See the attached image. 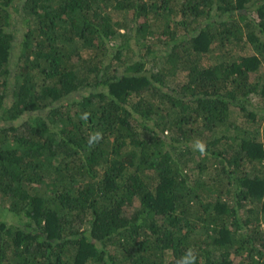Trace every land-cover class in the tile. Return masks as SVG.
I'll use <instances>...</instances> for the list:
<instances>
[{
	"label": "trees",
	"instance_id": "trees-1",
	"mask_svg": "<svg viewBox=\"0 0 264 264\" xmlns=\"http://www.w3.org/2000/svg\"><path fill=\"white\" fill-rule=\"evenodd\" d=\"M16 1L0 264H264V0Z\"/></svg>",
	"mask_w": 264,
	"mask_h": 264
},
{
	"label": "rangeland",
	"instance_id": "rangeland-1",
	"mask_svg": "<svg viewBox=\"0 0 264 264\" xmlns=\"http://www.w3.org/2000/svg\"><path fill=\"white\" fill-rule=\"evenodd\" d=\"M20 3L21 0H18L15 2V4L10 8L11 13H12V23H11V31L14 34V45L12 48V53H11V60H10V67L12 70V73L15 71V65L16 62L18 60V54H19V50H20V42L23 38V33L26 29V21L24 19V15H23V11L20 8ZM124 30L122 29V32ZM134 43V48L136 49L137 53L133 56L134 59H141V54H145V52L139 50L140 45L135 43L134 41H132ZM158 53L162 52V49L157 50ZM129 54V53H128ZM129 56L132 57V55L129 54ZM150 57V56H147ZM148 66L150 65V62L147 64ZM25 119L26 116H23ZM22 119V117H21ZM22 119V120H23ZM7 121L0 118V125L6 124ZM15 123V122H14ZM7 219L11 222H17L16 218L14 217V215H7L6 216Z\"/></svg>",
	"mask_w": 264,
	"mask_h": 264
},
{
	"label": "clouds",
	"instance_id": "clouds-1",
	"mask_svg": "<svg viewBox=\"0 0 264 264\" xmlns=\"http://www.w3.org/2000/svg\"><path fill=\"white\" fill-rule=\"evenodd\" d=\"M83 118H87V114ZM102 139L100 133H94L89 139V145L92 146L95 143H98ZM196 147L199 149L201 154H204L206 151V145L202 141H198ZM196 254L192 249H189L188 252L182 257L181 264H196Z\"/></svg>",
	"mask_w": 264,
	"mask_h": 264
}]
</instances>
